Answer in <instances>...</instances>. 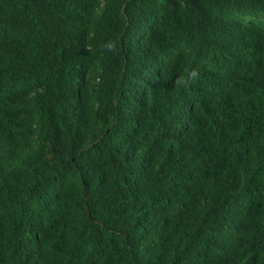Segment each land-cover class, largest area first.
<instances>
[{"label": "trees", "instance_id": "16d2710c", "mask_svg": "<svg viewBox=\"0 0 264 264\" xmlns=\"http://www.w3.org/2000/svg\"><path fill=\"white\" fill-rule=\"evenodd\" d=\"M222 88L264 105V0H0V264H264V112Z\"/></svg>", "mask_w": 264, "mask_h": 264}, {"label": "clouds", "instance_id": "9594fccd", "mask_svg": "<svg viewBox=\"0 0 264 264\" xmlns=\"http://www.w3.org/2000/svg\"><path fill=\"white\" fill-rule=\"evenodd\" d=\"M133 44H135L136 47L133 48ZM133 44L130 46L128 45V56L131 55L132 53H137L140 50L139 44L137 43H133ZM185 52H186L185 46L175 47L172 51H169V54L167 56L162 57L158 61L149 63L148 71L151 75L155 76V78L152 81H156L160 79L162 76H165L167 74H171V73L174 74L175 64L182 59ZM92 57L94 59L104 58L105 51L103 47L101 46L95 47L92 50ZM243 80L245 81L248 87L250 88L256 87L249 80H246V78H243ZM152 81H149V90L154 96L161 99L163 96L162 90L158 84L150 83ZM226 93L229 95L230 107L232 108V111L234 113H238L239 111H243V110L245 111L249 110L254 115H258L264 112V105L252 101L250 96L247 95L238 96L233 91L224 88L220 90L217 96L220 97L221 95H224ZM138 94L139 96L146 98L145 85L142 86ZM259 97L260 100L262 101L264 99V94H260ZM9 150L10 149L4 148L0 145V155H5ZM148 174L149 173L145 168H140V170L137 171L136 174L133 176L136 181H144L148 178Z\"/></svg>", "mask_w": 264, "mask_h": 264}, {"label": "bare ground", "instance_id": "6f19581e", "mask_svg": "<svg viewBox=\"0 0 264 264\" xmlns=\"http://www.w3.org/2000/svg\"><path fill=\"white\" fill-rule=\"evenodd\" d=\"M1 130H3L2 126L0 125Z\"/></svg>", "mask_w": 264, "mask_h": 264}]
</instances>
